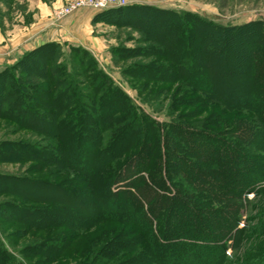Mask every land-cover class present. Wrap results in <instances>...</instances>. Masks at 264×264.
<instances>
[{"label": "trees", "instance_id": "obj_1", "mask_svg": "<svg viewBox=\"0 0 264 264\" xmlns=\"http://www.w3.org/2000/svg\"><path fill=\"white\" fill-rule=\"evenodd\" d=\"M137 11L170 17L173 24H168L166 20H150L148 29L158 34L152 39L154 43L158 41V45L114 51L116 55L125 57H164L167 61L157 59L150 63H138L129 68L128 76L135 82L146 79L155 83L150 90L152 97L155 100L171 97L175 111L192 102L188 98L194 92H187L185 85L195 92L206 94V97L195 100L203 104L220 103L218 108L221 110L213 114L216 123L212 126L215 128L221 124L229 125L226 119L223 124L222 117L232 114L235 109L254 111L262 125L258 137L264 140V23L255 21L239 26H223L194 13L141 4L104 10L96 16L95 22L125 26V18ZM179 21L188 22L185 31ZM163 28L167 31L163 32ZM205 29L211 33L242 36L235 45L233 43L237 39L227 38V44L219 54L224 67L211 62L215 55L212 59L208 55L210 52H206L210 32L206 34ZM61 48L60 43L44 44L25 54L17 65L0 72V79L11 80L12 90L26 87L30 92L29 103L22 106L20 114V109L8 107L7 112L0 109V118L12 120L23 129L46 136L42 145L20 146V152L25 160H40L44 165L64 173L66 178L58 184L33 180L21 183L23 187L19 188V193L24 198L28 197L25 192L33 188L45 195H58L62 200H57L58 197L39 199L42 203H64L62 208L51 205L37 209L33 218L39 219L29 217L28 220H32L29 222H33L30 224L83 229L107 220L126 223L133 228L134 231L130 232L134 234L132 238L127 236L130 239L106 242L90 264L230 263L227 246L222 243L224 236L218 239L215 231H230L237 227L239 218L235 210L231 216L232 225L226 226V206L218 204V201L234 193L240 198L250 190L251 184L260 177L263 179L264 158L255 154L245 155V147L238 138L237 149L235 144L233 146L214 131H193L187 123H168L164 125L162 135L157 122L140 113L129 95L101 70L88 50L73 46L75 56L70 63H65L61 62L62 55L55 53ZM39 58L44 59V65L34 66L37 67L33 70V76L37 78L35 81L32 75L27 77L24 68L28 61ZM186 61L192 62L190 68L185 67ZM40 68L45 75L38 72ZM241 68L243 72H238ZM12 71L20 75L16 77L13 73L11 76ZM176 84H179L177 88ZM164 85L169 87L164 88ZM237 120L235 118L234 122ZM238 128L234 124L236 130L231 136L238 135ZM162 142L166 155H162ZM260 143L257 141V147L264 151ZM9 147L14 145L0 144V160H20L22 157L10 153L3 157L1 151H7ZM233 158L243 161L234 164L232 169L228 165L225 167ZM246 163H249L248 167ZM240 165L245 169H240ZM131 169L136 170L135 175L130 173ZM143 173L148 175V179ZM74 176H81V183L90 184L86 192L78 193L75 189L66 188L67 178ZM125 179H130L129 186L115 190L114 187ZM78 182L73 181L72 186H77ZM170 187L174 189V195H170ZM80 194L93 204L95 214L88 221L79 212L70 211L72 208L74 212L79 211L77 208L89 210L80 200ZM197 241L207 243H195ZM49 246L47 252L52 254L54 250L50 248L54 246ZM199 253L203 258L200 256L197 259ZM258 258L260 262L264 261V254ZM26 262L18 261L0 241V264Z\"/></svg>", "mask_w": 264, "mask_h": 264}, {"label": "rangeland", "instance_id": "obj_2", "mask_svg": "<svg viewBox=\"0 0 264 264\" xmlns=\"http://www.w3.org/2000/svg\"><path fill=\"white\" fill-rule=\"evenodd\" d=\"M24 1L25 0H0V32L4 35H8L9 39L33 22L34 12L31 8L30 10L27 5L22 3ZM152 1L153 3L166 7L162 9L194 13L223 26H239L255 21L264 23V0ZM150 6L158 7L155 5ZM155 19H160V21L166 20L169 22L168 24H173L170 17L164 18L148 11L134 12L131 14V17L125 18L123 23L125 26L107 24L110 27L108 32L110 35V46L108 51L101 55H96L89 51L98 62L101 70L110 76L116 85L129 95L135 105L139 108L140 113L150 116L157 122L158 129H160L162 135L165 131L164 125L168 123H187L190 126V130L192 129L193 131L200 129L214 131L222 139L229 140L233 146L235 144L234 147H237V149L238 143L236 139L238 138L245 147V155L255 154L264 158V151L260 150L256 144L257 141H259L261 142L260 144L264 146V140L261 139L260 136L258 137V131L261 129L262 125L258 120L257 113L254 111L241 108L235 109L234 111H231L232 114H227L225 118L222 117L223 124L226 119L225 122H228L229 125L221 124L218 128H215V126H212L213 123H216L215 115L213 114L221 110V108H218L220 103L217 102V104H213L208 102L207 104H203L195 100L196 98L206 97V94L195 92L192 88L185 85L187 92L190 90V92H194V95L188 98L192 102H190L188 106H183L175 111L176 108L172 106L171 97H166V99L161 98L160 100H155L152 97V92H150V90L152 87H155V83L146 79H142L140 82H135L133 78L128 76L127 73L130 71L129 68L138 63H150L151 60L157 59H161V62L167 63L164 57H151L146 59L142 56L125 57L122 54L116 55L114 53L115 50H132L149 44L158 45V41L154 43L152 40L153 38H156V35L158 34H156L155 30L152 29L149 31L148 29V23L150 20L155 21ZM179 23L181 27H185L183 31L188 28V22L179 21ZM162 31L165 32L167 30L166 28H163ZM208 32L210 31L205 29V33L209 34ZM251 33L253 32L251 31ZM209 36L210 37L206 42V52H210L208 55H211L210 58L212 59V55H215V59L211 60L214 65L219 64L221 65L219 67H224V61H220L221 56L219 54L226 46L227 38L230 37L237 39L235 43H233V45H235L236 43H239L242 36L235 37L230 34H224L223 32H210ZM73 46L74 45L68 43L62 44L61 49L55 50V53L57 52V54H59L58 56L62 55L60 56L61 62L70 63L71 58L75 56L72 49ZM1 47L2 43L0 42V49ZM35 49L36 48L33 50ZM15 52H17V50H15ZM28 52L15 56V62L13 63H6V60L8 59L7 52H1L0 50V72L6 70L8 67L17 65V62ZM78 58H80V56ZM43 60L44 59L39 58L26 63L24 70L28 73L27 77L31 75V77H34L33 70L37 68L34 66H36V64L44 65ZM184 63L186 68H190L192 65L191 61H186ZM242 65L243 64H241V66ZM240 71L243 72V69H239L238 72ZM38 72L41 75L46 74L41 68ZM13 73L16 77L17 75H20L17 71L10 72V75L12 76ZM23 77L25 78V76ZM32 79L37 81L36 77ZM10 81L9 78L0 79V109L3 112H7L8 107L16 110L20 109L18 110V113L20 114L23 109L22 106L28 105L29 103L28 94H30V92L26 87L12 90ZM179 84H176L175 87L177 88ZM161 85L163 86V84H159V86ZM25 86L27 85L25 84ZM142 87H148V89H143ZM168 87L169 86L164 85V88ZM176 88H174V90ZM170 96H172V94ZM16 102L18 104L14 106ZM236 104L238 105V103ZM34 109L36 110V108ZM235 118L238 119L236 122H234ZM234 124L239 126V133L237 136H231L232 132L236 130L234 129ZM44 139H46V136L44 137V135L33 132L32 130L23 129L19 124L12 120L0 118V144L7 143L14 145L13 148H6L7 151H1L4 154L3 157L8 153L15 157H22L17 161L7 160L6 158H4L6 159L4 161L0 160V241L3 242L5 248L11 252L18 261H28L29 263L31 261L30 264H46L45 261H48L47 264H90L95 260L97 252L106 242L128 240L133 237L134 234H131L130 232L134 230L126 223L107 220L93 224V226L84 227L83 229H70L64 226L43 227L36 224H30L33 222L29 221L39 219L38 217L33 218L37 209H45L51 207L53 204V202L42 203V200L39 199L43 198L44 200H48L50 199L49 197H58L57 200H62L58 195H45L44 192L41 193L39 190L34 191L33 188H29V190L25 192V195H28V197L24 198V196H20L21 194L19 193V188L23 187L21 183H27L28 181L33 180L58 184L61 180L63 181L66 179L65 175H63L64 173H59L55 168L44 165L40 160H25L26 158H24L23 153L20 152V146L33 144L42 145V141H45ZM161 147L163 148L162 155H166L167 150L165 149L163 142ZM199 150L201 151V149H198V151ZM234 158L228 161L227 164H225V167L228 165L232 169L234 164H239L243 161L241 159L240 161H237L234 160ZM248 164L249 163L245 164L247 165L246 167H248ZM239 168L245 169V166L240 165ZM130 173L135 175L136 170L131 169ZM143 176L148 179L146 173H143ZM74 177L70 179L67 178L68 181L65 183L66 188L71 190L75 189L78 193H80V191L86 192V190L89 189L90 184H86L85 182L81 183V176H79L80 178L77 176ZM73 181H79L77 186H72ZM129 182H131L130 179H125L119 184V186H115L114 189H124L125 186H129ZM170 192V195L175 194L172 187H170ZM29 197L37 199H31ZM80 200L89 210H81L76 207L79 211L74 212L73 208L72 210L70 209V211L72 213L79 212V215L83 216V218H86V221H88L89 218L93 217L92 215L95 214L93 213V204L86 200L82 194H80ZM221 200L222 201H218L220 202L218 204L226 206V221L228 222L226 223V226L232 225L231 222L233 221H231V216H233L235 210H237L236 214L239 218L237 227L235 226L234 228H231L230 231H215V235L218 239H220L221 236H224L222 243H225L227 246L226 253L228 254V252H230V254L227 255L230 262L228 264H249L253 261H259L258 257L264 254V178L262 179V177H260L257 182L251 184L250 190L246 191L240 198H237L234 193L233 195L222 197ZM62 204H54L52 206L62 208ZM29 217H31L32 220H28ZM240 229L243 230L238 231ZM182 240L187 241L185 239ZM174 242L171 243L174 244ZM200 242H203L202 244L207 243L206 241H197L195 243ZM51 245L54 247L50 248V250L54 251L52 254H49L47 252V247H51ZM201 253L203 254V252ZM201 253L198 254L199 257L197 256V259L202 257ZM257 264H264V261H259Z\"/></svg>", "mask_w": 264, "mask_h": 264}, {"label": "crops", "instance_id": "obj_3", "mask_svg": "<svg viewBox=\"0 0 264 264\" xmlns=\"http://www.w3.org/2000/svg\"><path fill=\"white\" fill-rule=\"evenodd\" d=\"M71 0H25V5L34 12L32 24L23 28L9 39L0 32L1 52L6 51V63L15 62V56L31 51L47 43H60L80 46L96 55L104 54L110 46V27L105 22H95L102 11L82 9L70 16L61 18L57 10ZM130 4L165 6L152 0H129ZM30 9V10H31ZM7 39V40H6ZM17 50V52H15Z\"/></svg>", "mask_w": 264, "mask_h": 264}, {"label": "built area", "instance_id": "obj_4", "mask_svg": "<svg viewBox=\"0 0 264 264\" xmlns=\"http://www.w3.org/2000/svg\"><path fill=\"white\" fill-rule=\"evenodd\" d=\"M128 4V0H71L57 10V16L64 18L82 9H91L100 12L110 8L123 7Z\"/></svg>", "mask_w": 264, "mask_h": 264}]
</instances>
